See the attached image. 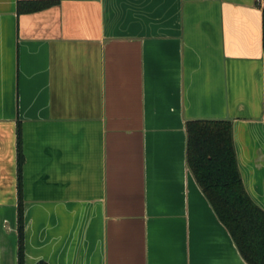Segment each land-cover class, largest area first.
<instances>
[{
	"label": "crops",
	"instance_id": "1",
	"mask_svg": "<svg viewBox=\"0 0 264 264\" xmlns=\"http://www.w3.org/2000/svg\"><path fill=\"white\" fill-rule=\"evenodd\" d=\"M193 121L264 211V0H0V264H248Z\"/></svg>",
	"mask_w": 264,
	"mask_h": 264
},
{
	"label": "trees",
	"instance_id": "2",
	"mask_svg": "<svg viewBox=\"0 0 264 264\" xmlns=\"http://www.w3.org/2000/svg\"><path fill=\"white\" fill-rule=\"evenodd\" d=\"M46 4H30V7L36 10ZM187 132L188 164L197 183L247 263L264 264V211L251 199L243 184L231 122L193 121L188 123ZM19 236V264H24L22 208L19 209Z\"/></svg>",
	"mask_w": 264,
	"mask_h": 264
}]
</instances>
